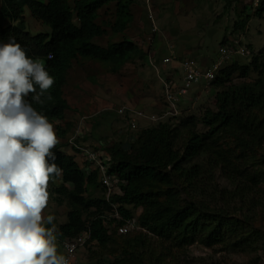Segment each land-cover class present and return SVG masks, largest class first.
<instances>
[{
  "label": "trees",
  "instance_id": "16d2710c",
  "mask_svg": "<svg viewBox=\"0 0 264 264\" xmlns=\"http://www.w3.org/2000/svg\"><path fill=\"white\" fill-rule=\"evenodd\" d=\"M44 1L3 0L0 17L8 18L13 25L0 22V40L7 43L9 36H14L21 46L30 49L29 56L44 61L54 78L45 94L52 99H45L43 104L35 103L32 94L25 99L54 124L65 120L71 109L64 87L73 63L105 64L117 72L130 62L144 60L149 51L133 36L126 39L130 36L125 34L133 25L136 15L132 10L139 0ZM25 9L50 27L51 33L32 36L22 19ZM112 9L114 20L104 18ZM74 16L79 26L74 24ZM254 16L263 18L264 0H259ZM248 23L249 16L237 20L233 33H246ZM110 33L120 41L109 40L106 46L96 42ZM226 44L228 39L221 43ZM252 74L257 78L246 82ZM212 86L214 110L207 109L199 118H182L175 127L170 121H160L138 132L134 140L107 149L111 173L119 177L122 186L121 196L111 202L118 206L123 220H136L139 227L126 235L118 233L114 220L106 222L101 217L111 205L104 200L99 170L86 174L74 154L61 151L69 144L59 142L53 151L55 162L63 168L62 183L52 189V196L59 204L66 199L69 206L67 222L59 228L61 236L72 239L89 229L91 239L86 247L96 243L105 249L113 244L114 236L124 238L120 258L106 264H143L135 250L145 248L148 234L179 248L199 244L208 249L222 247L231 253L264 255V233L252 225V216L241 218L231 213L237 206L252 213L260 206L255 196L264 186V167L255 160L264 149V47L253 50L248 64L234 62L221 70ZM75 124L69 123L67 130L56 127L57 137L65 138L72 130L74 136ZM200 125L206 133H199ZM85 135L70 143L74 151L78 148L73 144L85 142ZM222 139L231 140L238 154L223 150ZM217 172L229 183L228 188L209 186ZM98 190L102 197H86Z\"/></svg>",
  "mask_w": 264,
  "mask_h": 264
},
{
  "label": "rangeland",
  "instance_id": "374dc122",
  "mask_svg": "<svg viewBox=\"0 0 264 264\" xmlns=\"http://www.w3.org/2000/svg\"><path fill=\"white\" fill-rule=\"evenodd\" d=\"M41 1L44 2V0ZM151 4L153 12L155 11L154 14L157 15V25L160 29L156 38L151 31L144 0H139L133 7L132 12L138 16L134 18L133 25L125 34L130 36L126 39H131L133 36L132 38H137V43L141 44L143 48L148 51L152 50L151 57L153 54L155 66L150 63L148 55L144 60L128 63L117 72L105 64L86 61L73 63L68 69L64 92L71 110L66 113V121L59 124L67 130L68 123H73L79 116L76 112H82L81 115H84L85 111L95 114L89 123H84L82 129V134L86 133L87 137L85 143L90 148L92 144H103L109 148V146L133 140L135 135L128 130L127 122L119 118L115 112L119 107L134 108L149 115L151 113L159 114L161 110L154 108L153 104H162L164 81L170 77V70L176 68L173 65L170 69V64L163 63L165 57L171 56L169 47L173 48L175 58L189 57L198 61H203V58H208L209 61L210 58H217V52L224 39L232 42L235 37H242L243 45L250 46L255 51H260L264 47V16L263 18L254 16L258 0H151ZM104 12L101 14L103 15ZM113 14V9L108 10L104 18L113 19ZM27 15H29L28 21L24 23V26L32 36L50 32V28L38 24L30 14ZM247 16H249V23L246 33L241 31L233 33L235 22L246 19ZM110 35L96 42L106 46L109 40L120 41L119 38L111 39L113 37ZM235 61L241 65L249 63V59L244 57L236 58ZM42 62L44 63V61ZM181 71L180 69L175 73L176 78L181 77ZM256 78V74H252L246 82L254 81ZM199 91H201L200 86L192 89L191 93ZM214 98L215 92L205 91L200 99L193 100V102L183 99L185 108L181 113L182 116L171 125L177 126L182 118H199L207 109L214 110L216 108ZM140 124L141 128L153 126L147 122ZM53 125L57 133L56 127L58 126ZM198 131L206 133L207 129L200 125ZM66 133L65 138L58 137L62 144L67 142L73 130ZM221 144L223 150L231 149L237 152L231 140L222 139ZM63 151H69L68 147ZM255 160L264 167V149L256 155ZM215 185L219 189L229 187V183L218 172L215 181L209 186L216 187ZM91 196L100 198L102 192L98 190L86 195V197ZM256 197L260 206L252 213L248 214L247 208L240 206H237L231 213L241 218L246 215L252 216L250 219L252 225L264 233V186L259 189ZM55 210L59 212V217L52 213ZM68 211L69 206L66 199L62 202V206H58L50 195L48 206L43 215L45 218L48 215L55 216L54 222L57 225V232H59L56 234L57 237L61 236L60 226L67 222ZM46 227H50V225H46ZM125 241L122 237L114 236L113 244L106 249L96 243L88 245L78 253L79 264L114 263L121 256ZM57 248L58 252L62 254V247L58 241ZM135 255L139 260H142L143 264H264L262 253H231L224 251L222 247L208 249L199 244L189 248H179L173 243L162 241L150 234H148L145 248L135 250Z\"/></svg>",
  "mask_w": 264,
  "mask_h": 264
},
{
  "label": "clouds",
  "instance_id": "9594fccd",
  "mask_svg": "<svg viewBox=\"0 0 264 264\" xmlns=\"http://www.w3.org/2000/svg\"><path fill=\"white\" fill-rule=\"evenodd\" d=\"M145 4L152 31V23L149 19V15L152 14L154 16L156 24L158 18L157 15L154 14L155 11L153 12L151 0H144V6ZM27 14H30L38 24L46 26L34 18L29 9H25L22 15L24 23L28 21L29 15ZM3 18L7 19L8 25L3 24L1 20ZM73 20L74 24L79 26V22L75 16ZM0 22L4 26L13 25L6 17H0ZM50 33L51 29L47 34ZM159 33L160 29L158 33L152 34L154 38H156ZM114 38L115 37L111 39ZM136 39L137 38H134L135 41H137ZM231 47L235 48L237 53L221 62V49H228ZM29 51L30 49H27L26 46H21L14 36H9L7 43H1L0 40V264H69V258L64 255L63 248L62 254L58 252L57 241L62 247L61 240L65 238L63 236L57 237L56 235L59 232H57V225L54 222L55 216L48 215L45 218L43 215L44 210L48 206L50 195H52V189L59 187L62 183L61 177L63 175V168L55 162L57 157L53 151L59 143V140L53 123L49 122L47 116L37 112L36 109L32 107V104L25 99L29 94H32L33 101L38 104H43L45 99L51 100V95L45 96V94L53 86L54 78L49 74L44 63L39 58H33L28 55ZM169 51L171 56L165 57L163 63L166 65L170 64V69L173 65H175L176 68L170 70V77L168 76L169 78L164 81V85L169 81L174 82L178 87L183 85V72L181 71V77H175V73L181 69L179 64L181 61H196L201 71L213 69L220 62L221 65L215 70V79L211 81L208 87L206 83L196 85L192 89L200 86L201 91L192 94L191 89L185 97L179 100L176 107L178 110L176 116L160 119L157 122L141 119L139 120L137 133L146 128H141V122H147L152 125L160 121H170L171 123L176 121L177 118L182 116L181 113L185 108L183 106V99H188L189 102L200 99L205 91L210 92L213 89L212 84L216 81L221 70L231 66V64L236 62V58L244 57L249 59L253 54V50L249 46L243 45L242 37H235L232 42L228 40V44L224 46L221 45L217 52V58H210V61L208 58H203V61H198L189 57L175 58L173 48L169 47ZM151 52L152 50L148 53L150 63L155 66V59L153 54L151 57ZM48 58L52 59V55L49 54ZM167 58H173L172 62L165 63L164 60ZM119 108H117L115 112L119 118L127 122L128 130H130L128 125L130 113L127 111L126 116H121L117 112ZM168 108L169 106H167L165 102L164 92V98H162L160 108L161 111H159V114L151 113V115H157L160 118L168 111ZM132 109L136 110L134 108ZM144 113L147 114L146 112ZM94 116L95 114H90L83 115L79 118L77 122L78 125L76 124L75 126V135L73 136L72 134L70 136L67 141L69 145L63 147L61 151L68 147L69 151L63 152L71 155L74 154L77 162L80 164V168H82L86 174L90 175L93 169L99 170V182L105 190L104 200L111 205V210L102 211L103 214L101 217L106 220V222L114 220V227L117 228V230L119 227L127 225V222L134 223L135 228L128 232L130 233L133 230L139 229L136 220H123L122 215L118 211V206L111 202L114 197L121 196L122 186L119 177L111 173L112 162L109 160L110 155L107 152L108 148L103 146V144H92L90 148L88 147L89 145L83 142L80 144H73V146L78 148L77 151H74L70 145L72 141L74 143L76 139L82 138L86 134H82L84 123H89L90 119ZM59 123L60 122L54 124L61 127ZM136 132H131L135 135L133 140L136 138V135H138L135 134ZM91 155L109 164L110 169L108 173L115 176L119 181L118 192L109 199L107 198L106 188L102 183L103 175L101 170L96 166V163L89 160ZM53 201H55L54 197ZM114 211L120 214L121 220L112 217ZM121 221L125 222L124 225L116 227ZM46 225H50V227H46ZM83 233L89 234L85 246L82 247L85 248L88 241L91 239V234L89 229H86ZM82 248L79 251H81ZM78 253L77 263L79 264Z\"/></svg>",
  "mask_w": 264,
  "mask_h": 264
},
{
  "label": "built area",
  "instance_id": "2783aa9c",
  "mask_svg": "<svg viewBox=\"0 0 264 264\" xmlns=\"http://www.w3.org/2000/svg\"><path fill=\"white\" fill-rule=\"evenodd\" d=\"M149 19L152 23V33H158L159 29L157 24L155 23L154 16L152 14L149 15ZM237 53L236 49L231 47L228 49H221L220 55L222 56V61L229 59L233 55ZM173 58H167L164 60L165 63L172 62ZM221 62L218 63L213 69L201 71L199 64L193 60H184L181 61L180 67L183 72V85L178 87L174 82H166L164 86L165 92V102L167 106H169L168 111L161 116L160 118L157 115H147L144 112L133 110L132 108H119L117 110L118 114L121 116H126L127 111L130 113V117L128 119V125L130 127L131 132H136L138 129L139 120L146 119L151 122H157L160 119H166L167 117H173L178 114L177 103L182 97H185L188 92L196 85L206 83L208 87L212 80L215 79V70L218 69L221 65ZM89 160L93 163H96V166L101 170L103 175L102 183L107 191V198H111L114 196L119 189V181L115 176L110 175L109 172V164H106L104 161H100L96 156L91 155ZM113 218L117 220H121V216L117 211H114L112 215ZM135 228V224L131 222H127V225L119 227L118 231L120 234H127L130 230ZM89 238L88 233H83L76 238H65L62 239V248L64 255L69 258V264H78L77 263V253L78 251L85 246L87 240Z\"/></svg>",
  "mask_w": 264,
  "mask_h": 264
},
{
  "label": "crops",
  "instance_id": "0c3cea01",
  "mask_svg": "<svg viewBox=\"0 0 264 264\" xmlns=\"http://www.w3.org/2000/svg\"><path fill=\"white\" fill-rule=\"evenodd\" d=\"M2 1L3 0H0V5H1V3H2ZM136 16H138V14L136 15ZM2 20V22H3V24L4 25H8V21H7V19H5V18H3V19H1ZM152 45H154V42H153V44ZM150 52V51H149ZM153 107L154 108H158V110H160V108H161V105H159V103H154L153 104ZM87 111H85V113H84V115H90V113H86ZM90 112V111H89ZM79 116H77L76 118H75V122H78L79 121V118L81 117V116H83V115H81L82 114V112H76ZM66 121V120H65ZM58 206H62V203L61 204H57ZM57 209H61V208H58V207H56ZM52 213H55V216L57 215V217H59V212L57 211V210H55V212L53 211Z\"/></svg>",
  "mask_w": 264,
  "mask_h": 264
}]
</instances>
